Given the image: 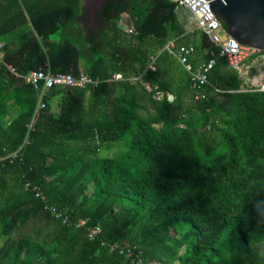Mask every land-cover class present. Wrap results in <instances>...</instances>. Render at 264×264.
<instances>
[{
	"label": "trees",
	"instance_id": "1",
	"mask_svg": "<svg viewBox=\"0 0 264 264\" xmlns=\"http://www.w3.org/2000/svg\"><path fill=\"white\" fill-rule=\"evenodd\" d=\"M56 9L51 4L45 15L38 0H0V237L7 236L0 264H136L135 256L142 264L254 263L250 247L264 244V91L244 90L238 72L218 59L206 99L194 102L189 77L170 87L160 77L169 64L154 56L156 71L147 69L143 80L157 88L148 92L129 80L145 64L127 73L119 57L115 65L94 57L105 49L97 29L83 34L88 49L53 40L74 23L72 11ZM176 9L167 0L108 3L98 29L111 22L116 31L131 13L138 44L165 39L171 28L182 46ZM25 12L32 28L5 38L28 24ZM46 64L99 84L54 87L37 111L38 93L23 78ZM112 65L122 72L111 73ZM113 74L123 80L111 81ZM111 149L117 154L102 155ZM96 227L89 239L87 229Z\"/></svg>",
	"mask_w": 264,
	"mask_h": 264
},
{
	"label": "rangeland",
	"instance_id": "2",
	"mask_svg": "<svg viewBox=\"0 0 264 264\" xmlns=\"http://www.w3.org/2000/svg\"><path fill=\"white\" fill-rule=\"evenodd\" d=\"M26 2V0L24 1ZM20 5H23L22 0H19ZM134 3V2H133ZM177 15V26L179 29L183 30L184 33V43L182 42L180 45L183 46H193L195 51L191 56V59L196 61L199 64L206 62L211 58L212 53L215 52L214 47L206 51L200 50V37L201 32L196 29L195 19L193 18L192 14L184 8H177L176 9ZM113 21V20H112ZM111 24V26H110ZM75 25V24H74ZM111 30H110V27ZM114 23H109L102 28V31L98 28L97 34H100L102 39H100L105 45V49H101L100 53L94 54L96 56H104L109 61L115 65L114 62L117 61V57H119V61L121 66L124 67L126 72H131V67H138L141 63L144 65V72L139 77L130 76L129 80L136 81L141 80L143 86L147 89H151V87L143 80L144 73L147 69H149V58L152 56H160L162 62H167L169 71L165 74L164 68L161 70L162 73L160 77L163 79L166 77L167 84L170 87H177L178 85H182L186 83L188 78L187 72L184 68L177 62L176 59H173L171 55L168 54V51L165 49V46L171 42L175 41L176 44L178 43L175 33L171 31L172 29H168V36L165 39H160L155 36L147 37L142 43L137 42L135 39V30L133 23L131 21V13L122 14L120 16L119 22L116 24V31L113 27ZM25 24L17 26V28L5 35V38L11 37L15 39L19 36L22 32L28 30ZM113 28V29H112ZM101 29V28H100ZM131 31V32H130ZM81 32V33H80ZM82 28H78L76 25L73 27H67L66 30L61 31L64 36H60L57 34L53 35L51 38L56 41H60L62 37H66L67 40L75 43L79 49L87 48L89 44L84 39V35L82 34ZM100 32V33H99ZM85 34V33H84ZM221 35V34H220ZM80 39L81 43L80 44ZM114 39V41H113ZM186 42H188L186 44ZM110 43V44H109ZM88 49V48H87ZM108 51V52H107ZM117 51V53H115ZM115 54V57H114ZM84 61L81 62L83 64ZM112 65V66H113ZM120 66V65H118ZM197 66V67H198ZM162 68V67H161ZM111 73L115 71L122 72L121 69L117 67H111L109 70ZM109 72V73H110ZM110 73V74H111ZM239 74V78L243 81L242 88L244 90L251 89V88H261L264 85V54H259L258 57L254 59H249L248 62L245 64V67L242 68V71ZM120 76V75H119ZM117 74H113L111 81L117 82L123 80V75L119 77ZM164 76V77H163ZM61 97H57L54 100L60 101ZM190 97H186L185 100L181 103L182 112L184 109L191 104ZM57 102H53V107L55 113L60 111V106L56 104ZM158 127V126H157ZM117 149H111L110 151L102 152L104 156H112L117 154ZM29 225H27L24 230L22 231L23 234L29 230ZM21 234L16 233L14 236L16 238L20 237ZM7 240V236L0 237V249L3 246L4 242ZM250 254L252 259H254V263L252 264H263L264 263V244H256L250 247ZM153 264V263H150Z\"/></svg>",
	"mask_w": 264,
	"mask_h": 264
},
{
	"label": "built area",
	"instance_id": "3",
	"mask_svg": "<svg viewBox=\"0 0 264 264\" xmlns=\"http://www.w3.org/2000/svg\"><path fill=\"white\" fill-rule=\"evenodd\" d=\"M167 1L175 3L177 8L187 9L195 19L196 29L207 35L210 41L209 49L211 47H214L215 49V52L212 53L211 58L208 61L201 63L198 68H194L189 61L195 51L193 46H177L175 41H171L165 46V49L168 51V53L174 59H176L177 62L187 72L190 89L192 90V100L194 102L206 99V94L203 91V87L209 85L208 76L216 65L218 59H222L226 63L227 67L240 73L249 59H254L261 53L254 48L240 45L227 34L222 22L210 11L208 5L209 0ZM2 48L3 42L1 41L0 37V59L3 57ZM155 60L156 57L154 56L149 59L148 70L156 71V67L154 65ZM8 70L14 76L19 77L11 67H9ZM23 79L26 84L32 86V88L38 93L37 111L45 107L43 99L47 96L48 91L54 87L64 89L78 87L83 89L88 86L97 87L99 84L98 81H92L83 73H80L77 77L71 74L52 73L50 71L49 65L47 64L43 69L30 71ZM150 87L151 89H147L146 87L148 92H152L157 88L156 86ZM260 89L264 91V85H262ZM155 96L160 98L161 94L156 92ZM17 154L18 152H14L4 157V159H9L11 162V159L17 157ZM26 188L34 193L35 198L45 200L44 195L37 187H29L26 185ZM57 217H59V214ZM83 226V223L76 224L77 228H82ZM99 231V227L87 229L89 239H93L97 233H99ZM130 255L131 253H129V256ZM134 260L136 261V264L143 263L142 259L138 256H135Z\"/></svg>",
	"mask_w": 264,
	"mask_h": 264
},
{
	"label": "water",
	"instance_id": "4",
	"mask_svg": "<svg viewBox=\"0 0 264 264\" xmlns=\"http://www.w3.org/2000/svg\"><path fill=\"white\" fill-rule=\"evenodd\" d=\"M209 8L224 25L227 34L240 45L264 51V0H209ZM206 34L200 37V50H208ZM174 96H169V102Z\"/></svg>",
	"mask_w": 264,
	"mask_h": 264
},
{
	"label": "crops",
	"instance_id": "5",
	"mask_svg": "<svg viewBox=\"0 0 264 264\" xmlns=\"http://www.w3.org/2000/svg\"><path fill=\"white\" fill-rule=\"evenodd\" d=\"M22 1H23V5L24 4L29 5L31 2H34L36 0H26V2H24L25 0H22ZM38 1H39V4L41 5L42 10L45 13V15H47L48 12H51V11H49V6L51 4L56 5L57 6L56 10H59L61 14L63 13V15L66 14L64 12L72 11L73 13H71V14H73L72 19H74V23L72 22L69 25V27L70 26L73 27L76 25L78 28H82V30H83L82 34L85 33V35H86V34H88L90 29L95 31L96 28H99V27H96V23H95L94 19H93L94 22H92L91 24L88 23V21H87L88 20L87 19L88 13L85 12V7L88 6L89 4L91 6L92 2L86 4L84 0H38ZM66 6H67V8H66ZM14 14H15V10H13V15ZM61 14H60L59 19L64 18V16ZM93 16H94V14H93ZM25 17L28 20V22H27L28 24L26 26L32 28L31 23L29 22L30 19H29L28 15L26 14V12H25ZM110 26H111V24H110ZM110 30H111V27H110ZM204 51H206V50H204ZM53 102H57L56 104L58 105L59 101L53 100Z\"/></svg>",
	"mask_w": 264,
	"mask_h": 264
},
{
	"label": "flooded vegetation",
	"instance_id": "6",
	"mask_svg": "<svg viewBox=\"0 0 264 264\" xmlns=\"http://www.w3.org/2000/svg\"><path fill=\"white\" fill-rule=\"evenodd\" d=\"M86 4L91 3L92 5L90 6V4L88 6L85 7V12L88 13L87 16V21L88 23H92L95 20L96 23V27H99V20L101 18V15L103 13V11L105 10L106 6L108 3H117V2H121L122 0H84ZM94 14V16H93ZM111 16H113L111 14ZM94 19V20H93ZM94 29V28H93Z\"/></svg>",
	"mask_w": 264,
	"mask_h": 264
},
{
	"label": "clouds",
	"instance_id": "7",
	"mask_svg": "<svg viewBox=\"0 0 264 264\" xmlns=\"http://www.w3.org/2000/svg\"><path fill=\"white\" fill-rule=\"evenodd\" d=\"M150 59V58H149ZM149 62V61H148ZM12 154V153H11ZM10 155V154H9ZM8 156V155H7Z\"/></svg>",
	"mask_w": 264,
	"mask_h": 264
}]
</instances>
